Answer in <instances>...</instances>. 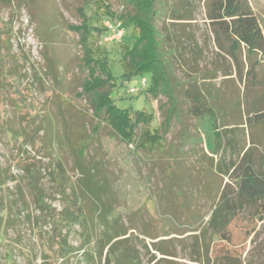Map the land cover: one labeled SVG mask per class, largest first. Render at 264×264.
<instances>
[{"label":"rangeland","instance_id":"obj_1","mask_svg":"<svg viewBox=\"0 0 264 264\" xmlns=\"http://www.w3.org/2000/svg\"><path fill=\"white\" fill-rule=\"evenodd\" d=\"M11 2L0 4V34L2 27L8 28L10 21L14 23V52L22 53L27 62L7 71V79L13 84L6 86L7 104L0 103V114L6 116L0 124V207L11 208L13 223L7 233L0 231V264H104L105 246L117 235L128 237L121 246L130 247L128 252L132 254L121 264H264V219L259 218L255 207L239 211L225 229L226 238L211 229L210 219L221 202L220 192L225 185L234 190L235 183L217 170V158L207 150L206 143L203 145L207 154L203 157L185 155L184 134L178 119L172 120L166 152L140 148L135 142L126 143L111 130L101 128L85 157L88 172L80 168V155L67 137L69 127L63 115V101H70L89 116L91 111L85 100L76 97L84 78L80 68L83 53L78 44L79 36L69 26L80 24L78 8L81 6L101 27L104 20L111 17L110 13L119 18L131 12L135 0ZM199 2L198 34L204 40L209 26L204 2ZM249 2L264 32V0ZM163 25V21L158 23L159 28ZM99 42L109 49L118 45L105 39ZM217 57L211 48L204 64L207 72L213 71L215 59H221ZM242 58L243 74L248 65L244 54ZM257 59L260 63L257 76L264 80V55H257ZM223 71L224 68L217 79L219 93L224 109L232 113L233 119H240V110L244 112L245 104L249 107L264 105L263 88L251 89L239 73L234 71L232 76L224 77ZM179 74L182 75V71ZM113 75L117 79L113 91L116 104L125 109L153 111L156 118L152 128L159 127L162 132L159 125L165 121L167 109L160 105L166 102V97L153 99L145 91L129 94L128 88L140 85L141 79L122 81L121 69L117 66ZM19 95L23 103L27 98L22 108L29 115L40 109L54 127L53 156L51 160L42 157L45 167L37 188L31 187L30 178L15 164L26 150L34 157L37 155L11 100ZM83 103L87 106L83 107ZM38 126L36 119L32 127ZM238 129L236 135L246 146L251 135L259 138L258 150L264 156V125L239 126ZM41 136L42 132L34 138ZM175 149L179 150L178 154L174 153ZM179 154L178 158L171 157ZM59 164L68 177L64 195L52 192L54 182L50 173L59 172ZM231 197L236 199L235 191ZM68 200L74 207H81L87 228L71 225L69 242L74 251L58 257L51 236L57 217L70 206ZM41 204L48 208L42 209ZM2 217L4 222L5 211H0V219Z\"/></svg>","mask_w":264,"mask_h":264},{"label":"trees","instance_id":"obj_2","mask_svg":"<svg viewBox=\"0 0 264 264\" xmlns=\"http://www.w3.org/2000/svg\"><path fill=\"white\" fill-rule=\"evenodd\" d=\"M0 1V4L12 3L11 0ZM199 1L204 2L209 26V33L204 40H200L198 34ZM78 10L80 24L69 26L79 36L78 44L83 53L80 68L84 78L76 97L85 100L91 115L65 99L63 115L66 126L69 127L67 137L82 161L81 170L84 173L89 170L85 157L94 135L101 128L111 130L112 134L118 135L126 143L135 142L140 148L166 152L172 120L178 119L184 134L182 144L186 146L185 155L189 157L199 152L205 154L203 144L206 143L207 150L218 158L217 170L235 183L234 190L225 185L220 192L221 202L212 212L211 229L219 237L226 238V227L246 207H255L259 218L264 219V156L258 150L260 140L251 135L250 143L246 146L236 135L239 126L253 128L256 124L264 125V105L249 107L245 104L244 112L240 110L239 123V120L231 117L232 113L224 109L217 83L219 73L224 68V77L232 76L235 71L247 87L264 89V80L257 76L260 64L257 55H264V32L249 0H135L131 12H125L119 18H114V14L109 12L111 17L104 20L120 21L125 29L122 39L116 42L117 47L112 49L99 42L108 34V27L104 23L101 27L96 25L92 17L86 15L84 6ZM161 21L164 25L159 28L158 23ZM1 33L0 103L6 105V86L13 84L7 79V71L12 67L16 68L18 64L23 65L27 58L22 53L14 52V23L10 21L8 28L2 27ZM211 48L219 56L217 58L221 59H215L213 71L207 72L204 64ZM243 54L248 66L242 74ZM116 66L121 69L122 81L146 78L147 84L140 91H145L153 99L166 97V102L160 105L167 109L165 121L159 125L163 128L162 132L159 127L152 128L156 118L153 111L125 109L116 104L113 98L117 84L113 69ZM179 71L183 74L180 75ZM18 98L20 95L11 100L17 115L24 122V132L32 138L37 155L34 157L26 150L15 164L30 178L31 187L37 188L45 167L42 157H49L51 160L53 156L51 147L55 140L54 127L51 120L40 113V109L29 115L22 108L25 107L27 98H24V103ZM87 105L83 103L82 106ZM74 110L78 111L72 115ZM5 119L6 116L0 114V124ZM36 119L39 126L33 129L32 123ZM40 132L42 136L35 140L34 136ZM177 152L179 150L175 149L174 153L178 154ZM179 156L180 154L171 155L173 159ZM50 174L54 182L52 192L64 195L68 188L64 167L59 164V172L53 170ZM234 191L236 199L231 197ZM68 203L73 209H69V206L53 221L51 244L53 247L57 246L55 252L58 257H65L74 251L69 242L71 225L80 224L82 228H87V219L81 214V207H74L70 200ZM40 207L48 208L42 204ZM0 211H5L7 215L4 222L3 217L0 219V231L7 233L13 225L11 208L5 210L0 207ZM127 238L117 235L109 240L105 246L107 251L104 264H121L124 258L132 256L128 252L130 247L121 246ZM163 254L171 255L167 251H163Z\"/></svg>","mask_w":264,"mask_h":264},{"label":"built area","instance_id":"obj_3","mask_svg":"<svg viewBox=\"0 0 264 264\" xmlns=\"http://www.w3.org/2000/svg\"><path fill=\"white\" fill-rule=\"evenodd\" d=\"M105 26L108 27L109 31L106 37L104 38L107 41H115L118 42L122 39L123 35L125 34V29L122 26L120 21H105ZM147 84L146 78L141 79V84L137 86H132L128 89L130 94H134L139 92L142 88H144Z\"/></svg>","mask_w":264,"mask_h":264},{"label":"crops","instance_id":"obj_4","mask_svg":"<svg viewBox=\"0 0 264 264\" xmlns=\"http://www.w3.org/2000/svg\"><path fill=\"white\" fill-rule=\"evenodd\" d=\"M201 40V39H200ZM201 42V41H200ZM206 150V149H205ZM205 153H207V151L205 152ZM196 158H198V157H203L205 154L203 153V152H199V153H194L193 154ZM214 157H216L217 158V156H214ZM218 159V158H217ZM217 159H216V165H217Z\"/></svg>","mask_w":264,"mask_h":264}]
</instances>
